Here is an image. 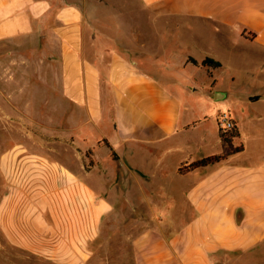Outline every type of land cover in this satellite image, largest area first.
Masks as SVG:
<instances>
[{"label":"crops","instance_id":"crops-1","mask_svg":"<svg viewBox=\"0 0 264 264\" xmlns=\"http://www.w3.org/2000/svg\"><path fill=\"white\" fill-rule=\"evenodd\" d=\"M181 29L191 30L194 40L191 55H169L181 59L180 68L210 69L201 66L206 56L222 67L227 61L252 65L251 56H264V0H0V41H43L57 67L60 96L83 115L76 144L99 131L96 140L116 155L124 178L122 189L101 178L107 170L85 171L77 149L52 160L22 155L19 147L0 153V251L87 264L91 243L116 210L110 191L120 187L122 204H132L138 191V203L155 221L156 210L164 211L135 238L139 264H225L230 256L258 252L264 242V92L228 106L244 103L250 111L242 124L230 113L239 132L231 145L218 123L213 136L164 83L181 74L168 57L160 64L169 46L164 34ZM211 36L224 42L222 52L195 42ZM214 94L217 101L230 96ZM218 155L225 158L181 171Z\"/></svg>","mask_w":264,"mask_h":264},{"label":"rangeland","instance_id":"rangeland-1","mask_svg":"<svg viewBox=\"0 0 264 264\" xmlns=\"http://www.w3.org/2000/svg\"><path fill=\"white\" fill-rule=\"evenodd\" d=\"M187 25L183 24L184 27ZM178 31L164 34L169 46L167 54L159 58L160 64L177 52L178 56L184 51L191 55V42L193 44L194 40L191 39V30ZM211 40L198 37L195 42L201 47L213 44L219 53L222 52L219 48L224 46V42L220 39L216 41L213 36ZM176 44L181 48L176 50ZM183 44H188L189 49L186 50ZM133 51L137 53L140 50ZM193 52L199 56V50ZM169 60L173 63L169 67L180 68L181 59L174 57ZM251 60L252 65L247 66H237L227 61L220 70L203 69L191 73V66L180 68L181 74L176 75L174 84L167 81L164 83L179 95L185 113L188 110L191 119L206 122V130L216 136L217 112L228 111L242 124L241 119L250 112L246 105L243 103L233 108L234 111L228 106L248 101L254 93L264 92V56H251ZM57 76V67L46 56L43 41L31 38L0 41V153L11 152L19 147L22 155L52 160L63 159L77 149L84 156L85 171L107 170V174H101V178L107 182H119L123 189L124 178L115 163L117 157L113 152L108 153L105 145L96 140L97 137L102 138L99 131H94L92 141L84 137L83 142L79 139L76 144L75 127L83 123V115L62 99ZM219 91L229 92V98L217 101L214 93ZM256 115L258 119L260 115ZM130 197L132 204H122L124 198L121 188L111 189L110 201L115 203L116 210L114 215L105 219L99 237L91 243L92 255L87 264H139L135 238L143 231L155 227L156 221H161L158 218L164 211L156 210L155 221L151 210L141 208L142 203H138V191H134ZM9 253L15 255L0 251V264H56L29 252L10 249ZM225 264H264V242L253 255L230 256Z\"/></svg>","mask_w":264,"mask_h":264},{"label":"trees","instance_id":"trees-1","mask_svg":"<svg viewBox=\"0 0 264 264\" xmlns=\"http://www.w3.org/2000/svg\"><path fill=\"white\" fill-rule=\"evenodd\" d=\"M189 61L193 62L194 64H198L195 60H192L191 58L189 59ZM202 67H207L210 69H219L222 67V63L219 61H216L212 58H205L204 61L201 63ZM239 136V132L238 129L235 128V130H233L232 132L228 133V134H222L221 138L223 139V141L228 144L231 145L233 143V140L235 138H237ZM242 150V146L237 147L235 151H241ZM225 158V155H218V156H213V157H209V158H205L202 159L198 162L193 163L192 165H190L188 168H184L181 171H190L191 169H196L199 167H205L211 164H215L217 162L222 161Z\"/></svg>","mask_w":264,"mask_h":264},{"label":"built area","instance_id":"built-area-1","mask_svg":"<svg viewBox=\"0 0 264 264\" xmlns=\"http://www.w3.org/2000/svg\"><path fill=\"white\" fill-rule=\"evenodd\" d=\"M219 131L228 134L235 130L236 123L229 112H219L216 116Z\"/></svg>","mask_w":264,"mask_h":264}]
</instances>
